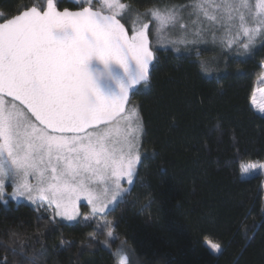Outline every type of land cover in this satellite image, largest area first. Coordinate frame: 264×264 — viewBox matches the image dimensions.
Wrapping results in <instances>:
<instances>
[{"label": "trees", "instance_id": "trees-1", "mask_svg": "<svg viewBox=\"0 0 264 264\" xmlns=\"http://www.w3.org/2000/svg\"><path fill=\"white\" fill-rule=\"evenodd\" d=\"M123 1L144 11L164 0ZM34 3L0 0V20ZM263 64L264 42L212 76L197 55L157 50L132 99L144 135L130 191L105 215L72 223L48 204L0 201V264H117L121 241L132 264H264V176L241 174L242 163L264 162V114L251 105Z\"/></svg>", "mask_w": 264, "mask_h": 264}, {"label": "snow or ice", "instance_id": "snow-or-ice-1", "mask_svg": "<svg viewBox=\"0 0 264 264\" xmlns=\"http://www.w3.org/2000/svg\"><path fill=\"white\" fill-rule=\"evenodd\" d=\"M109 6L121 7L116 0ZM190 7L211 21L238 18L247 37L245 49L257 37L264 40V0L255 5L250 0H190ZM154 15L166 25L186 27L179 22V9ZM246 16L254 27H244ZM66 28L72 30L71 36H53L54 29ZM147 28L142 24L129 38L115 11L60 12L53 0L43 13L33 7L0 22V201L34 202L38 195L69 222L79 215L77 202L82 198L94 213L121 201L129 191L122 182L135 183L140 160L135 136L125 130L121 138L113 124L124 111L128 90L121 86V94L113 98L98 91L92 107L76 106L70 92H79L83 84L70 70L96 56L127 71L131 59L138 66L132 83H147L154 58ZM84 47L87 53L82 52ZM211 248L218 252L221 245L213 243ZM127 259L121 256V264Z\"/></svg>", "mask_w": 264, "mask_h": 264}, {"label": "rangeland", "instance_id": "rangeland-1", "mask_svg": "<svg viewBox=\"0 0 264 264\" xmlns=\"http://www.w3.org/2000/svg\"><path fill=\"white\" fill-rule=\"evenodd\" d=\"M47 1L48 0H35L33 5L43 9ZM57 1L59 2L60 0H56V2ZM74 2L80 7L93 4L97 9L105 13L111 14L113 11H115L116 16L120 18L128 27L131 36L142 24L147 23L148 28L146 29V33L150 37L151 47L153 50L157 51L159 49H172L178 54L197 55L200 59L202 70L207 76L215 75V71L219 72L223 70L220 68V66L224 63V61L228 63L230 59H245L251 56L252 53L264 42V40H261L259 37H257V42L254 45H250L248 49H245L243 44L247 42V37L243 34V29L238 18L235 21H229L224 18H221L218 21L208 20L203 17L202 14H196L192 12L190 0H164L161 1L157 7H151L144 11H139L137 9L135 10V8H133L129 3L124 2L123 0H116V3L121 7H117L115 9L109 6L111 0H74ZM250 3L255 5L257 0H250ZM170 9L180 10L179 22L186 25V27L181 28L179 23L175 25H166L156 19L154 15L155 13H161ZM1 18L3 17H0V19ZM254 26L255 25L251 23L246 16L244 27L251 28ZM5 99L11 100L7 97ZM251 105L256 112L264 114V111H262V109H264V64L263 72L258 79L256 88L251 97ZM20 107L24 108L21 105ZM24 111L27 112L25 108ZM28 115L30 116V114ZM32 119L34 120V118ZM113 124L114 127L119 130L121 138L123 137L125 130L135 136L138 146V155L140 156V160L137 162L138 170L143 154L142 141L144 135V124L137 102L131 100L126 114L119 117L115 122H113ZM101 127L103 128L104 126ZM241 174L243 177H250L255 174H263L264 176V162L247 161L242 163ZM29 180L31 183H35V179L33 177H29ZM132 186L133 185H128L126 181L122 182V187L128 188L129 191ZM11 190V187H9L8 191L11 192ZM127 193L123 195L121 200ZM10 201H14L16 203L24 202L35 207L48 204L52 207L54 216L57 220L69 222L56 215L54 204L50 205L47 200H44L38 195L36 196L34 202H30L26 198H20L16 200L9 198L8 203ZM83 204L86 206L85 211L82 209ZM117 204L109 206L103 213H94L92 206L88 204L86 199L82 198L77 202V210L79 215L74 221H70L69 223L77 222L82 219L86 220V218L88 219L93 215L103 216ZM108 233H111V235H109L110 242L116 239V236L111 230H109ZM207 244L211 248V243L207 242ZM214 252L217 253V251ZM121 256L128 258L127 264L135 263L133 262L135 260L133 258L131 249H129L127 243L124 241H121L116 245L115 257L117 264H121Z\"/></svg>", "mask_w": 264, "mask_h": 264}, {"label": "water", "instance_id": "water-1", "mask_svg": "<svg viewBox=\"0 0 264 264\" xmlns=\"http://www.w3.org/2000/svg\"><path fill=\"white\" fill-rule=\"evenodd\" d=\"M53 4L56 7V10L57 11H60V12L68 11V12L75 13V12L83 11L84 8H89L91 11L98 12L101 15H109L110 14V13H105V12L99 10V9L93 8L90 5L82 6V7L76 8V9H71V8H60L58 6L56 0H53ZM33 7H35L38 11H40L41 13H43L44 11L47 10L48 1L46 2V4H45V6H44L43 9H40L36 5H32V6H29V7L25 8V9H23L21 12L17 13L16 15L22 14L24 11H29ZM12 17L13 16H11V17H9L7 19H10ZM116 19H118L124 25L126 34L130 38L131 37V34H130V31H129L128 27L117 16H116ZM0 22H4V20L3 21H0ZM72 34L73 33H72V30L70 28H66V29H54L53 30V36L55 38H57V39H64L65 37L71 36ZM148 40H149V47L154 52V58H153L152 63L150 65V69H149V79H148L147 82L150 81L151 73H152V70H153V66H154V64L156 62V51L153 50L152 47H151V40H150L149 35H148ZM87 64H88V67L89 68H97V67H101L102 68L104 66L102 64L101 60H99L96 56H92L89 59V61H88ZM107 67H108V70L112 74V78L109 79V80H107V81H104L101 84V87H100L101 94H103L107 98L119 97V95L121 94V86H123L124 88H126L128 90V93H129V98H128V101L126 102L125 106H124V111L119 116V117H121L124 114H126V112L128 110V106H129L131 100L133 99L134 93L143 84H145V83H144V81H139L138 83H135V84L132 83V81L136 80V78H137L138 66L136 65L135 61H133L131 59H129V61H128L127 71H125L124 67H122L120 64L116 63L115 61H109L107 63ZM7 98L11 99L10 97H7ZM17 103H19V102H17ZM21 106H23V105H21ZM119 117H117V119ZM89 130H91V129H89Z\"/></svg>", "mask_w": 264, "mask_h": 264}, {"label": "clouds", "instance_id": "clouds-1", "mask_svg": "<svg viewBox=\"0 0 264 264\" xmlns=\"http://www.w3.org/2000/svg\"><path fill=\"white\" fill-rule=\"evenodd\" d=\"M82 52L87 53V48H82ZM102 68H89L88 64L76 67L70 70V74L79 77L83 84V88L79 92H70V100L76 106L90 108L95 102V95L99 91L101 84L112 78L111 72L108 70L107 64Z\"/></svg>", "mask_w": 264, "mask_h": 264}, {"label": "flooded vegetation", "instance_id": "flooded-vegetation-1", "mask_svg": "<svg viewBox=\"0 0 264 264\" xmlns=\"http://www.w3.org/2000/svg\"><path fill=\"white\" fill-rule=\"evenodd\" d=\"M59 2H60V1H59ZM59 2L57 1V4H58ZM58 6H59V4H58ZM84 6H85V5H84ZM90 6H92L93 8H96L95 5H93V4L90 5ZM81 7H82V6H81ZM96 9H97V8H96ZM3 20H4V19H3ZM3 20H0V21H3Z\"/></svg>", "mask_w": 264, "mask_h": 264}]
</instances>
